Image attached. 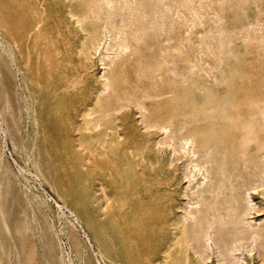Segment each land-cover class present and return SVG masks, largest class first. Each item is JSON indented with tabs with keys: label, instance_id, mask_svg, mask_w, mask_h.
<instances>
[{
	"label": "bare ground",
	"instance_id": "1",
	"mask_svg": "<svg viewBox=\"0 0 264 264\" xmlns=\"http://www.w3.org/2000/svg\"><path fill=\"white\" fill-rule=\"evenodd\" d=\"M85 1L95 7L97 23H90L82 42L96 53L106 29L104 36L116 40L119 52L129 49L133 54L131 62V57L109 62L107 72L97 77L93 102L74 111L85 126L78 121L70 129L86 133L84 156L77 166L83 160L87 173L101 168L100 189L118 200L115 229L123 252L133 262L134 249L152 241L166 210L162 246L152 259L154 264H188L190 256L205 264L203 256L213 245L223 256L219 264H243L238 251L251 240H264V221L255 225L250 220L264 215V203L257 205L252 199L256 192L264 195V0H226L225 32L218 27L222 33L210 42L204 38L203 49L199 37H193L195 28L190 31L193 35H182L183 28L185 33L189 30V20L195 25L197 14L199 18L200 5L196 8L191 0ZM183 7L188 9L186 21L181 19ZM74 14L82 26V15ZM184 39L190 50H184ZM128 67L131 79L122 76ZM40 102L43 136L61 131L52 109L43 99ZM100 102H108L110 113L137 107L142 126L134 122V131L137 136L161 135L152 146L159 152L165 148V163L150 168L135 142L123 141L126 120L122 116L100 123L94 110ZM112 137L120 143L116 149L110 146ZM4 194L0 193V264H8L11 253L26 246L27 233ZM24 259L22 263L28 264ZM254 264H264V248Z\"/></svg>",
	"mask_w": 264,
	"mask_h": 264
},
{
	"label": "rangeland",
	"instance_id": "2",
	"mask_svg": "<svg viewBox=\"0 0 264 264\" xmlns=\"http://www.w3.org/2000/svg\"><path fill=\"white\" fill-rule=\"evenodd\" d=\"M84 1L0 0V184L3 183L0 193L7 191L3 195L4 200L8 206H14L13 216L22 219L23 230L27 232L23 252L22 249L12 252L8 264L11 261L13 264H23L24 258L28 264H154L152 259L162 246L166 210L160 216L159 232L149 244H139L134 249L131 262L122 250L115 229L118 200L110 191L106 196L100 189L102 169L95 168L87 173L88 169L82 166L83 160L81 167L77 166L78 159L84 156L86 133H83L84 129L70 130L78 121L82 127L85 126L74 111H80L93 102L99 82L97 77L107 72L109 62L123 57H131V62L133 58L131 50L119 52L116 40L104 36L106 29L102 30L100 37L104 38V42L96 53L89 43L82 42V35L92 28L90 23L93 26L97 23L95 7ZM189 3L200 5L197 9L199 18L197 14L196 23L193 21L195 25L189 20L193 26L187 21L189 30L185 33L183 28L182 35L186 38L194 31L192 35L199 37L196 40L203 49L206 47L204 38L205 41L210 38L206 41L210 42L222 33L218 27L225 32L226 0H191ZM82 5L91 7H84L86 11ZM183 8L181 19L186 21L188 9ZM23 9L26 10L23 13L25 18L22 17ZM74 13L82 15L85 29L78 25ZM218 14L223 22L216 18L220 17ZM86 20L89 22L86 23ZM214 32H217L216 35ZM187 42L185 40L184 50L191 48ZM122 76L131 79V67L122 71ZM126 85L132 88L130 82ZM39 99H43V103L47 104L45 106L52 109L55 115L51 116L58 120L61 131L43 136L39 127L38 110L42 106ZM101 103L94 105V110L100 113L96 117L101 118L100 121L96 118V121L107 124L113 115L122 116L126 120L123 141H134L136 151L144 156L150 168L165 163L168 156L164 154L165 148L159 152L152 146V140L161 138V135L150 137L135 133L134 122L142 126L137 107L130 106L110 113L108 102ZM142 110L148 111L147 108ZM112 140L110 146L116 149L120 143L115 137ZM184 186H187V182ZM88 190L93 194L90 195ZM252 199L257 205L264 203V195L260 192L253 194ZM250 220L259 225L264 221V215L252 216ZM99 229L101 232L98 235ZM262 247L264 240L246 243L238 251L243 264H254ZM219 252V248L213 245L203 256L205 264H219V259L223 257ZM188 264H200L198 257L190 256Z\"/></svg>",
	"mask_w": 264,
	"mask_h": 264
}]
</instances>
